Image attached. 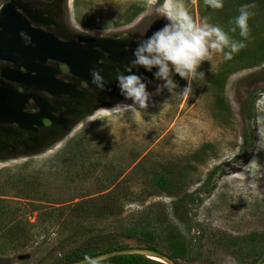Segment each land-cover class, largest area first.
I'll return each instance as SVG.
<instances>
[{
  "label": "rangeland",
  "instance_id": "374dc122",
  "mask_svg": "<svg viewBox=\"0 0 264 264\" xmlns=\"http://www.w3.org/2000/svg\"><path fill=\"white\" fill-rule=\"evenodd\" d=\"M182 2L195 20L203 21L201 0ZM160 3L69 0V14L76 29L93 34L121 31L139 21L160 27L166 22L155 12ZM209 10L211 14L218 11ZM224 63L222 54L213 66L204 61L198 69L204 74L195 77L187 95L182 94L187 81L178 74L173 77L178 85L173 94L166 89L156 93L161 81L149 87V106L138 110L135 119L130 111H113L114 103L93 113L42 152L0 158V264L57 263L85 231L72 235L71 227L65 229L53 212L94 192L95 182L102 183L98 178L103 176L104 165L123 173L119 181L126 179L133 193L122 217L103 222L104 230L121 221L137 223L140 214L160 210L169 220V229L178 231L190 247L185 258H178L180 264H249L253 255L244 247L248 237L255 236V250L264 248V142L256 136L257 121H264V65L229 76L223 92L228 108L224 113L216 107L220 91L211 84ZM74 138L83 144L82 149H90L85 154L88 164L97 159L102 163L89 180L74 175L72 181L65 173L67 167L56 159ZM205 146L210 148L200 156L201 161L195 160L194 155ZM251 160L253 166L246 170ZM163 167L184 171L189 184L186 193L193 201L180 205L184 192L178 197L152 196L140 175L132 176L136 170L161 171ZM183 207L189 209L186 223L182 221ZM122 232L116 230L121 242L139 247ZM163 232L158 230L159 238L169 233ZM169 242L179 253L180 246Z\"/></svg>",
  "mask_w": 264,
  "mask_h": 264
},
{
  "label": "trees",
  "instance_id": "16d2710c",
  "mask_svg": "<svg viewBox=\"0 0 264 264\" xmlns=\"http://www.w3.org/2000/svg\"><path fill=\"white\" fill-rule=\"evenodd\" d=\"M243 4H251L254 6L251 9L254 15L249 19L251 34L247 41V47L234 55L232 60L227 61L226 64L224 63L219 71L211 78V84L220 91L217 96L216 107L224 113L228 108L223 97V92L229 76L243 70H253L264 65V0H224V7L214 14H211L212 10H209L204 4V0H201L200 5L201 15H205V17L209 18L208 21L210 23L217 24L225 31H228L232 26L231 21L239 14V8ZM203 5L206 6L205 10L202 8ZM208 14H210V16ZM229 35L234 39H241L239 30H237L236 33L229 32ZM251 115L252 112L250 113V116ZM82 148L83 144L79 142V139L77 140V138H74L63 151L57 155L56 159L60 161L62 166L65 165L67 167H64V169H66L65 173L70 175V178L74 175H81L89 180L93 174L99 171L102 167V163L99 162L100 159H97L96 163L88 164L87 160L89 159L85 154L90 152V149L86 150ZM208 148L210 147L205 146V150H199L196 155H194L195 160L201 161L200 156ZM90 167L92 169L89 170ZM76 171H78L79 174H77ZM153 171L154 170L150 169L136 170L132 176L135 179L136 175H140L139 177L144 181L152 196L165 194L178 197L181 192H184L185 197L178 202L180 205H185L186 202L194 200L191 195L186 193L189 184L186 175L183 173L184 171L180 170L176 172L168 167H163L161 171ZM101 173H103V176L98 179L102 183L100 185L98 182H95L97 183V188H94V192L78 197L76 199L78 202H74L75 204L62 205L63 207L56 208L57 210L53 212V217L57 219V222L62 223L65 229L71 227L72 235H77L80 230L85 231V233L79 237V242H76L55 264H67L98 254L131 248L127 243L121 242L118 239L116 236L117 229L123 231L122 235L124 238L127 240H134L139 247L161 251L180 264L178 258H185L189 254L190 247L183 242L178 231H171V229H169V220L167 217L160 214V210L148 212L147 214H140L141 219L138 220L137 223L131 224V221H121L118 225L110 227L109 230H104L102 228L103 222L111 220L114 217H122L125 206L130 200L129 197L132 196L133 193H131L126 179L119 181V177L123 175V173L118 172L117 168L104 165ZM141 175H145L146 178ZM72 181H74L73 178ZM32 183H35V181ZM19 195L23 194L20 193ZM188 212L189 209L183 207V214L181 215L182 221L185 223L188 222L190 218ZM63 215L66 216L63 217ZM155 227L158 230L161 229V232L164 231L163 235L166 234L165 232H169L168 235L159 238L158 230L155 229ZM162 239L168 241V245L166 244L167 246L162 244ZM170 240H172L175 245L180 246L179 253L177 250H173L169 242ZM239 241L240 240H237L235 242ZM247 243L248 245L244 246L247 247L245 251H247V253L249 251L251 255H253L249 264H256L262 256L264 248L262 250H255L256 246L253 247L254 243L256 244L254 235L248 237ZM103 263L163 264L141 256H122Z\"/></svg>",
  "mask_w": 264,
  "mask_h": 264
},
{
  "label": "flooded vegetation",
  "instance_id": "af4514ba",
  "mask_svg": "<svg viewBox=\"0 0 264 264\" xmlns=\"http://www.w3.org/2000/svg\"><path fill=\"white\" fill-rule=\"evenodd\" d=\"M17 2L25 6L30 13L27 14L19 6L16 7L17 12L22 15L30 23L32 28L43 30L49 35L53 36L60 42L66 44H79L83 47L82 54L91 53L94 49L96 54L99 52L101 56L97 59L96 63L91 64V69L95 68L100 70L107 83H111L116 89L114 92L109 91L106 87L103 91L98 89L92 82V85L87 81L91 77L84 79L71 72V70L61 62L49 59L46 67L55 72V80L71 86L69 92L62 93L59 96L50 94L43 89L46 85L43 80L36 84L35 88L28 87L21 83V81H12L9 77L4 76V72H12L14 75L29 73L24 67H18L14 62L0 60V87L7 84L17 90L20 95L26 98V102L22 101L19 97L16 100L15 108L11 105V110H15L18 106L24 107L21 111L23 115H37L41 112L39 105L35 98L44 101L50 109L52 114L58 121V125H52L46 119L41 118V125H35L29 128L25 126L24 120L21 123L1 122L0 121V158L4 155L8 157H21L42 152L54 141L60 139L62 136H67L72 132L80 123L86 120L93 113H96L101 108L107 107L111 104L117 103L124 98L120 96L119 89L116 87L115 73L122 69L125 64H121L118 57L113 58L111 54L103 52L101 48L90 49L85 42L80 39L85 37H103L114 36L119 41L120 46L118 50L121 52L122 61L128 57L131 58L132 49L135 47L137 36L143 38L150 36L152 32L160 27L157 25H148L143 21L134 22L131 26L126 27L124 30L117 32H104V33H89L88 31H80L76 29L72 23L69 14V0H0V8L4 5ZM135 14H139L136 11ZM127 36L126 38H124ZM89 62V59H88ZM123 65V66H122ZM122 66V68H121ZM138 74L144 76L146 79H152V74L144 71H138ZM32 75L36 76L35 73ZM40 77V76H39ZM156 81V80H152ZM159 81L151 86L157 85ZM14 111V114H15ZM17 114H19L16 111ZM51 140V141H50Z\"/></svg>",
  "mask_w": 264,
  "mask_h": 264
},
{
  "label": "clouds",
  "instance_id": "9594fccd",
  "mask_svg": "<svg viewBox=\"0 0 264 264\" xmlns=\"http://www.w3.org/2000/svg\"><path fill=\"white\" fill-rule=\"evenodd\" d=\"M204 4L219 10L224 7V0H204ZM254 6L243 4L239 14L231 21V27L225 31L217 24L209 23L205 17L198 22L193 18L182 0H161L155 12L158 18L165 20L163 27L152 32L150 36L141 38L137 36L135 47L132 49L128 63L115 73L116 87L124 101L117 102L113 111H125L133 114L135 119L137 111L148 108L152 93L148 85L152 80L161 81L156 88V93L163 90L173 94L177 89V81L173 78L176 74L187 81L182 94L187 95L191 90L193 80L204 61L213 66L217 56L222 54L223 60L230 61L234 55L247 47L250 37L249 19L254 15L251 10ZM239 30L241 39H234L229 32ZM23 39L31 42L26 33H21ZM125 36L124 38H126ZM151 73L152 79H146L138 74V70ZM92 82L103 90L106 81L100 70L90 69ZM256 136L264 142V121H257ZM254 161L246 165V170H251Z\"/></svg>",
  "mask_w": 264,
  "mask_h": 264
},
{
  "label": "water",
  "instance_id": "95a60500",
  "mask_svg": "<svg viewBox=\"0 0 264 264\" xmlns=\"http://www.w3.org/2000/svg\"><path fill=\"white\" fill-rule=\"evenodd\" d=\"M17 6L27 12V14L30 13L24 5L17 2H12L0 8V60L14 62L18 67L26 68L29 73L22 75H19L18 73L16 76V74L14 75L12 72H4L3 75L9 77L8 79H11L12 81H21V83L31 88H35L36 84H39L44 80L46 86L43 89L55 96L67 93L66 90L69 92L71 86L69 85L68 87V85L59 81L58 83L56 82L55 72L46 67V63L49 59L65 64L73 74L87 79L89 77L88 73H90L91 69V64L89 65L88 63H96L97 59L101 56V53L98 52L96 54L93 49L91 53L82 54L83 47L79 44L75 45L60 42L45 31L32 28L27 19L17 12ZM21 33H26L31 38V42L29 43L23 39ZM121 40L122 38L117 39L114 36L85 37L80 39V41L89 44L88 47L90 49L97 47L101 48L103 49V52L111 54L113 58L118 57L121 64L126 65L129 61V57L125 61H122L121 52L118 50L119 48H117L120 46L119 41ZM138 71H143V69H139ZM33 73H35L36 76L32 75ZM87 81L93 86L92 77H89ZM106 87L111 92H114L116 89L111 83L107 82L105 88ZM105 90L103 89V91ZM19 97L22 101L26 102V98L23 95H20L17 90L11 86L3 84L0 87L1 122L21 123L22 120H24L25 126H29L30 129L35 125H41V118L46 119L52 125L59 124L55 116L51 113L52 109H50L44 101L38 98H35V100L39 105L41 112L37 115H23L21 111L24 107L22 106L20 109L18 106L16 108V111L19 114H17L14 109L11 110V105H13L14 108L16 107L14 103H16V100ZM122 256H141L160 262L155 260V258H157L160 259L162 261L160 263L163 264H178L175 259L161 251L143 247L115 250L82 260L69 262L67 264H99ZM263 263L264 252L256 264Z\"/></svg>",
  "mask_w": 264,
  "mask_h": 264
},
{
  "label": "bare ground",
  "instance_id": "6f19581e",
  "mask_svg": "<svg viewBox=\"0 0 264 264\" xmlns=\"http://www.w3.org/2000/svg\"><path fill=\"white\" fill-rule=\"evenodd\" d=\"M155 260H158V261L162 262L160 259H157V258H155Z\"/></svg>",
  "mask_w": 264,
  "mask_h": 264
}]
</instances>
